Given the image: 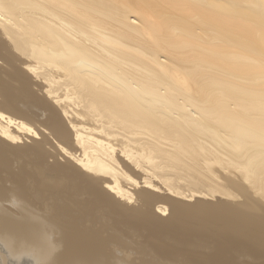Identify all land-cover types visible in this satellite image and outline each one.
Returning a JSON list of instances; mask_svg holds the SVG:
<instances>
[{
    "label": "bare ground",
    "instance_id": "bare-ground-1",
    "mask_svg": "<svg viewBox=\"0 0 264 264\" xmlns=\"http://www.w3.org/2000/svg\"><path fill=\"white\" fill-rule=\"evenodd\" d=\"M4 63L40 89L49 133L0 82V148L50 151L86 204L157 251L196 230L264 252V0H0ZM78 236L82 262L107 258L109 239Z\"/></svg>",
    "mask_w": 264,
    "mask_h": 264
},
{
    "label": "rangeland",
    "instance_id": "rangeland-1",
    "mask_svg": "<svg viewBox=\"0 0 264 264\" xmlns=\"http://www.w3.org/2000/svg\"><path fill=\"white\" fill-rule=\"evenodd\" d=\"M4 64L0 67L1 85L8 92L14 106L33 117L29 121H23L36 131L41 126L42 132L49 133L48 127H45V124L48 126L49 123V107L40 99L41 95L36 91L40 89L23 80L15 67ZM30 139L26 137L13 145L30 143ZM47 143L45 147L49 151L51 147ZM4 149L0 148V264H201L200 257L205 253V256L213 259L208 264H230L231 259L234 264H264V252L252 242L234 239L233 245L223 250L226 247L218 239L212 235L196 233L194 226L191 227L195 230L191 237L179 236V239H176L171 233L172 237L166 233L164 241L169 244V252L157 251L148 244L145 234L125 225L116 227L108 219L113 215L106 213V221L92 203L86 204V195L83 193L85 187L80 188L73 174L55 166L50 151L46 153L38 150L37 153L33 148L15 151ZM122 167L135 179L141 178L134 169L124 165ZM213 169L219 171L218 165L214 164ZM41 171L48 174L47 176L45 173L44 178L53 173L61 176L60 180L69 181L71 185L50 187L47 178L40 179ZM226 172L229 175V169ZM219 180L223 181L222 178ZM231 187L238 189L229 183V188L224 191L231 192ZM250 195L256 198L252 193ZM240 196L238 200L243 201L245 198ZM79 234L109 239L110 243L105 245L106 251L104 250L107 258L82 262L84 257L78 255L84 252L88 244L86 246V243L81 241Z\"/></svg>",
    "mask_w": 264,
    "mask_h": 264
}]
</instances>
